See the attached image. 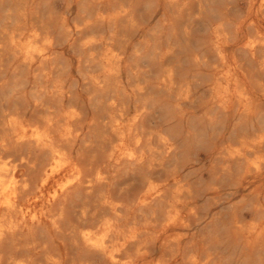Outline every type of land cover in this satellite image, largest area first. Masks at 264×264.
<instances>
[{"label":"bare ground","instance_id":"bare-ground-1","mask_svg":"<svg viewBox=\"0 0 264 264\" xmlns=\"http://www.w3.org/2000/svg\"><path fill=\"white\" fill-rule=\"evenodd\" d=\"M54 1L0 0V264H237L243 245L257 255L242 250L239 264H264L261 205L235 200L258 196L264 138L219 143L211 182L165 172L176 144L159 133L154 145L146 131V82L132 104L124 53L111 33H91L133 0H58V14ZM205 3L189 6L200 17ZM250 3L248 43L264 49V0ZM213 35L224 58L219 25ZM78 41L68 58L61 48ZM253 81L240 92L248 110L264 97V80Z\"/></svg>","mask_w":264,"mask_h":264},{"label":"rangeland","instance_id":"rangeland-1","mask_svg":"<svg viewBox=\"0 0 264 264\" xmlns=\"http://www.w3.org/2000/svg\"><path fill=\"white\" fill-rule=\"evenodd\" d=\"M191 1L133 0L129 15L117 14L111 24L98 19L91 33L98 37L111 33L124 53L125 78L134 89L129 101L145 103L146 131L153 135L152 143L159 144V133L174 140L176 148L164 171L178 169L200 184L212 181L213 150L224 139L236 140L243 134L264 138V97L256 99L250 110L240 99L243 81L254 88L253 80H264V49L251 48L248 43L254 30L249 18H257L250 0H203L206 6L200 17L189 6ZM63 8L60 1L53 2L55 14ZM73 8L67 9L71 22L80 19L79 6ZM218 25L224 58L214 43ZM61 49L70 58L83 46L78 41ZM139 77L147 84L142 100L136 91ZM261 147L264 150V139ZM218 183L224 189L228 186L224 180ZM255 185L258 196L245 190L235 200L250 207L255 199L261 205L258 213L264 215V176ZM226 206H214L213 211L227 212ZM216 219L210 217L206 226H214ZM243 246L234 249L237 264L242 250L257 255Z\"/></svg>","mask_w":264,"mask_h":264}]
</instances>
